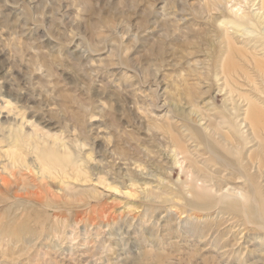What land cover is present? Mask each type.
Returning <instances> with one entry per match:
<instances>
[{
	"label": "rangeland",
	"instance_id": "rangeland-1",
	"mask_svg": "<svg viewBox=\"0 0 264 264\" xmlns=\"http://www.w3.org/2000/svg\"><path fill=\"white\" fill-rule=\"evenodd\" d=\"M0 264H264L262 0H0Z\"/></svg>",
	"mask_w": 264,
	"mask_h": 264
},
{
	"label": "bare ground",
	"instance_id": "bare-ground-1",
	"mask_svg": "<svg viewBox=\"0 0 264 264\" xmlns=\"http://www.w3.org/2000/svg\"><path fill=\"white\" fill-rule=\"evenodd\" d=\"M262 2H263V4H264V0H262ZM250 111H252V114L254 115V117H256V115H259V113H258V110L257 109H255L254 107H252V109H250ZM173 137V136H172ZM28 139H30V138H28ZM51 157H55V158H50L51 159V161H53V162H55V161H57L56 160V158H57V156L56 155H52ZM41 159V158H40ZM58 159V158H57ZM48 157H43L40 161L43 163V165L44 166H49V163H48ZM221 201V200H220ZM228 206L232 209V211H239L240 210V208H239V206H238V203L237 202H228ZM241 211V210H240ZM244 215H245V219H246V221H248V222H250V223H252L254 220L252 219V218H250V216L252 217V215L251 214H247V213H244Z\"/></svg>",
	"mask_w": 264,
	"mask_h": 264
}]
</instances>
